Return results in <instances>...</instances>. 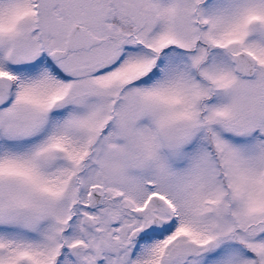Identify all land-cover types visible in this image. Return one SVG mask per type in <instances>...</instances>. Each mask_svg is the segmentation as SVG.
Segmentation results:
<instances>
[{
	"label": "snow or ice",
	"instance_id": "6c2138e0",
	"mask_svg": "<svg viewBox=\"0 0 264 264\" xmlns=\"http://www.w3.org/2000/svg\"><path fill=\"white\" fill-rule=\"evenodd\" d=\"M0 264H264V0H0Z\"/></svg>",
	"mask_w": 264,
	"mask_h": 264
}]
</instances>
